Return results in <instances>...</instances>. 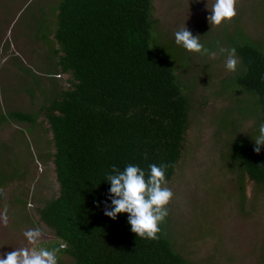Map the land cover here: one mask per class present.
Here are the masks:
<instances>
[{
  "label": "trees",
  "instance_id": "16d2710c",
  "mask_svg": "<svg viewBox=\"0 0 264 264\" xmlns=\"http://www.w3.org/2000/svg\"><path fill=\"white\" fill-rule=\"evenodd\" d=\"M249 4L241 7L236 2L242 18H234L241 25L235 29L236 37L225 39L228 48H236L239 63L223 87L227 92L220 93L238 100L237 111L231 104L229 111L216 116L220 120L225 116L224 124L231 126L220 140L223 163L239 182L238 204L247 214L251 210L244 191L247 184L264 204V146L255 152L252 140L264 120V40L252 38L245 24L256 6ZM48 11L34 27L28 26L33 37L45 44L46 63L38 64V73L18 65L35 81L27 92L33 96L37 89L43 100L36 112L0 111V131L11 121H24L30 123L29 129L42 126L36 141L46 135L47 152L40 158L53 164L58 192L33 207L38 220L55 236L46 245L66 242L61 255H68L71 264H199L191 257V236L183 235L181 240L175 236L181 233L172 229L176 222L170 204L155 240L131 232L126 213L115 220L103 214L109 188L103 180L105 172L112 165L123 169L135 163L147 169L150 163H164L168 183L183 158L191 117L197 105L206 104V99H195L193 87L183 84L174 71L175 61L159 47L154 0H56ZM246 92L258 96L254 116L242 115L248 113L239 105ZM245 119L253 121L252 132L242 135ZM11 162L6 172L0 170V187L16 184L22 190L28 172L21 167L13 170L16 164ZM210 188H219L220 194L224 190L219 183ZM14 200L26 206L23 198ZM202 228L195 230L196 238L207 236ZM259 247L264 251V233ZM59 264H63L61 256Z\"/></svg>",
  "mask_w": 264,
  "mask_h": 264
},
{
  "label": "rangeland",
  "instance_id": "374dc122",
  "mask_svg": "<svg viewBox=\"0 0 264 264\" xmlns=\"http://www.w3.org/2000/svg\"><path fill=\"white\" fill-rule=\"evenodd\" d=\"M55 1L0 0V111L36 112L43 100L37 89L33 90V96L27 92L26 88L34 85L35 81L18 65L38 73V64L45 60V44L33 37L28 26L34 27L36 20L42 21L41 17L49 13V6ZM250 2L256 6L245 24L251 29L252 38L264 40V0H237L241 7H249ZM205 3L206 0H154V16L159 19V47L166 51L173 64L175 61L174 71L180 74L183 84L193 87L195 99H206V104L197 105L191 117L183 158L167 183L174 194L169 202L170 216L176 222L172 229L181 233L175 235L179 240L183 235L191 236L194 244L191 257L199 264L217 261L220 264H264V251L259 247L264 233V204L256 196V189L247 184L244 191L251 210L247 214L240 209L239 182L223 163L224 147L220 142L231 126L224 124L225 116L222 120L216 118L225 110L229 111L231 104L237 111L238 100L220 93L221 90L226 91L223 87L232 72L225 68L226 53H221L219 49H228L225 39L237 36L235 29L240 22L233 17L219 26L209 24ZM211 3L212 0H207L209 9ZM236 13L235 17L240 20L242 16L237 9ZM184 23L193 35H200L205 47L212 45L210 50L216 52L214 57L188 52L174 42V32ZM240 99L239 105L248 112L242 115L254 116L259 110L258 96L246 92ZM41 118L39 114L38 119ZM252 122L250 119L243 121L246 128L242 135L252 132L249 128ZM234 124L237 130L238 120ZM29 126V122L11 121L0 131V170L6 172L7 163L12 161L14 164V158H17L20 166L15 163L13 170L19 171L18 167H21L28 172L26 188L18 189L16 184L0 187V211L6 207L8 214L7 224L0 222V254L14 248L34 247L28 245L23 236L29 228L40 227L43 230L41 244L55 240L54 234L38 220L33 207L55 196L58 184L51 161L46 157L40 158L47 152L46 135L36 141L39 134L36 132L42 133V126H34L33 129ZM216 183L223 186L221 194L219 188H210ZM219 196L221 199L215 202ZM16 197L23 198L26 206L21 207L14 200ZM221 200L225 201L224 204ZM201 228L207 236L201 239V234L200 238H196L199 235L196 231ZM61 260L63 264L72 263L68 255H61Z\"/></svg>",
  "mask_w": 264,
  "mask_h": 264
},
{
  "label": "clouds",
  "instance_id": "9594fccd",
  "mask_svg": "<svg viewBox=\"0 0 264 264\" xmlns=\"http://www.w3.org/2000/svg\"><path fill=\"white\" fill-rule=\"evenodd\" d=\"M237 0H212L209 15L206 17L209 24L219 26L222 22L230 21L236 16ZM174 42L188 52L201 55L215 56L200 40V35H193L185 23L174 32ZM221 53H226L225 68L229 72L237 70L239 63L235 47L220 48ZM264 79V75L261 76ZM254 141V151L260 152L264 146V120L257 125ZM143 157L147 159V154ZM164 163H150L147 169L139 164L129 163L123 169L112 165L105 172L104 181L109 184L107 198L104 201L103 214L113 220L120 213L127 214V223L131 232L144 239L155 240L161 231L160 224L169 214L167 205L173 197L172 190L167 186L166 170ZM100 202H97L99 205ZM0 222L7 224L8 214L5 207L0 211ZM28 245L34 247L14 248L10 252L0 254V264H59L63 250L67 248L66 242H57L54 245L41 244L43 230L40 227L29 228L23 232Z\"/></svg>",
  "mask_w": 264,
  "mask_h": 264
}]
</instances>
